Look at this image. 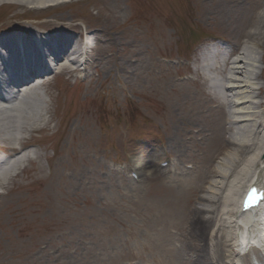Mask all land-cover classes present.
<instances>
[{
	"label": "rangeland",
	"instance_id": "1",
	"mask_svg": "<svg viewBox=\"0 0 264 264\" xmlns=\"http://www.w3.org/2000/svg\"><path fill=\"white\" fill-rule=\"evenodd\" d=\"M118 1L120 7L110 10L104 8L103 0L71 2L47 10L0 9V35L7 34L1 30H28L47 37L77 27L81 33L110 29L121 39L110 44L103 33L97 38L88 33L92 64L77 74L83 73L86 79L81 81L76 74L54 78L59 69L55 67L43 77L47 81L39 86L31 111L23 110L21 122L31 116L53 120L51 132L35 136L37 143L45 139L50 157L64 142V128H91L94 148L100 147L99 167L85 168L74 183H32L29 177L43 174L30 164L17 178L1 182L0 264H127L135 261L132 259L148 260L147 237L164 229L170 236L173 224L168 218L149 224L144 213L149 181L137 172L139 182L133 183L129 171L149 154L156 164L173 158L166 138L177 122H191L210 133L213 126H224L215 102L208 109L198 103L200 99L207 101V94L213 92L225 97L219 91L226 85L227 65L222 72L202 69L204 49L212 43L220 53L230 54L228 59L245 51L256 60V74L261 73L257 83L264 87L260 79H264V0ZM130 50L135 51L134 59ZM124 60L131 66L139 64L133 77L130 65L121 67ZM60 66L73 67L66 62ZM78 70L82 71L83 65ZM260 101L264 100L256 102ZM227 111L224 107L226 117ZM9 122L7 119L5 125ZM226 131L225 137H233L234 127ZM198 143L201 152L189 149L194 160L186 159L183 164L194 166L188 172L195 180L210 170H223L218 164L235 153L234 149L218 148L205 164L213 146ZM90 147L80 144L78 151L92 161L95 154ZM34 152L39 153L37 165L47 176L51 168L48 160ZM5 155L0 151V158ZM183 165L180 168L184 170ZM215 181L205 178L201 183L205 190L201 196L212 203L216 198L210 192L216 193L217 188L210 184ZM212 203L204 205L216 214L218 206ZM158 238L155 235L154 239ZM181 245L187 247L185 252L190 251L188 245ZM212 251L209 256L213 257ZM213 260L208 257L207 264Z\"/></svg>",
	"mask_w": 264,
	"mask_h": 264
},
{
	"label": "bare ground",
	"instance_id": "2",
	"mask_svg": "<svg viewBox=\"0 0 264 264\" xmlns=\"http://www.w3.org/2000/svg\"><path fill=\"white\" fill-rule=\"evenodd\" d=\"M60 1L64 0H0V9L11 7L35 11ZM103 4L104 8L109 10L120 7L118 0H103ZM75 29L79 30L77 27ZM88 33L96 38L103 33V39L110 44L121 40L117 33L110 29ZM32 35L28 30H23L21 34L0 35V51L13 59L15 68L19 71L17 84L12 87L0 85V142L5 145L3 149L6 152V156L0 158V183L10 180L12 174L20 172L24 165L30 164L37 167L38 173L43 174L29 177L32 183H74L85 168L99 167L97 157L100 155V147L94 148V131L86 125L80 130L69 131L64 128L62 138L64 142L56 149L54 156L50 157L44 146L45 139L37 143L35 136L51 132L53 120L43 121L40 116L39 118L31 116L32 118L26 122L20 121L24 109L31 111V101L37 94L39 86L47 81L42 77L49 73V69H40L41 57L36 44L32 42ZM70 41L69 37L63 35H55L52 42L42 41L44 46H48L50 55L54 57V67H59L54 78L67 72L66 67L60 66L61 62L69 61L76 65L74 62L76 60L71 59L75 51L84 54L86 63L87 59L91 58L87 47L84 49L79 47L80 50L76 47L74 51ZM134 52L130 50L129 56L132 59ZM226 57L227 55H219L214 49L206 48L200 56L202 69L211 68L222 72ZM216 59L219 62L215 61ZM208 60H212V63H207ZM129 65L127 60L121 61V67ZM138 65L137 63L130 65L132 77ZM227 65V76L224 78L226 85L219 91L225 97L213 92L207 94V101L200 99L198 103L200 102V105L202 103L203 107L208 109L209 104L215 102L219 105L220 113L222 112L224 126L230 127L225 129L221 123L213 126V132L210 133L191 122L181 125L177 122L166 138L171 155L175 159L170 168L165 170L156 168L155 157L150 154L138 160L136 172L145 174L150 184L149 191L145 192L148 201L144 212L149 224L157 223L158 218L162 220L168 218L174 230L170 236L164 229L163 232L147 237L149 243L145 248L150 254L147 256L148 260L140 259L142 264L150 261L155 264H207L208 257L212 260L214 258L213 264H255L258 260H264V206L256 213L242 215L238 209L239 197L252 182L258 179L257 184L264 186V121H259L262 114L259 110L264 111V101L256 102L264 100V87L258 86L257 83L261 73L258 76L253 73L257 69L256 60L245 51H241L236 59ZM241 73L245 75L243 79L238 77ZM28 78L31 80L28 81ZM225 105L233 106L237 121L231 122L223 114ZM14 113L18 115L16 118L11 116ZM7 119L10 121L9 125H5ZM7 127L10 132L5 134L6 136H1ZM231 127L235 129L231 134L233 137H225L227 131H224L230 132ZM197 141L206 144L208 142L213 146L210 154L206 155L205 164L209 163L218 148L234 149L235 153L218 164L223 170H210L207 176L202 174L195 180L191 172L181 169L180 166L186 159L194 160L189 149L201 152V144ZM80 144L89 145L92 150L94 149L95 157L92 161L82 158L81 152L78 151ZM33 145L49 162L51 168L47 176L37 165L40 161L39 153L28 150ZM25 169L23 168V171ZM167 172L168 175L161 180L159 177ZM205 178L218 180L210 184L217 188L216 193L210 192L216 198L214 203L201 196L205 191L201 186ZM129 185L132 186L133 183L129 181ZM135 201L137 202L136 199ZM208 203L218 206L216 214V210L204 205ZM155 235L159 236L156 240ZM174 238L177 240L173 241ZM241 239H245L246 245L239 250ZM174 243L180 246H174ZM181 244L188 245L190 251L185 252L187 247ZM211 251L214 253L213 257L209 256L212 254Z\"/></svg>",
	"mask_w": 264,
	"mask_h": 264
},
{
	"label": "snow or ice",
	"instance_id": "3",
	"mask_svg": "<svg viewBox=\"0 0 264 264\" xmlns=\"http://www.w3.org/2000/svg\"><path fill=\"white\" fill-rule=\"evenodd\" d=\"M254 198H256L257 201L259 199H264V193L258 194L257 190L253 188L249 194V202H251Z\"/></svg>",
	"mask_w": 264,
	"mask_h": 264
}]
</instances>
